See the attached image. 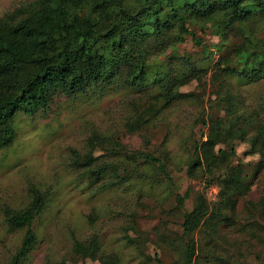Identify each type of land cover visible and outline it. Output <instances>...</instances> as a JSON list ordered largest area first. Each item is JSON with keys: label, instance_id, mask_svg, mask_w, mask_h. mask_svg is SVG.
Masks as SVG:
<instances>
[{"label": "trees", "instance_id": "1", "mask_svg": "<svg viewBox=\"0 0 264 264\" xmlns=\"http://www.w3.org/2000/svg\"><path fill=\"white\" fill-rule=\"evenodd\" d=\"M254 18L263 23L261 31L250 26ZM195 28L218 35L220 47L227 50L214 64L216 90L203 122L206 131L203 139L192 143L185 169L188 176L199 171L204 187L216 185L217 200L209 205L204 193H196L192 207L186 210L187 190L182 194L173 191L175 205L182 210L181 234L168 242L175 258L166 264H193L197 248L194 231L206 223L203 244L211 245L218 238V224L232 223L236 200L264 171V116L254 107L247 115L236 111V96L223 80V76H235L247 82L264 81V0H29L0 16V144L10 140L9 117L15 111H38L53 95L76 92L87 83L121 82L141 88L165 81L161 92L146 96L143 105L125 120L127 132L140 131L173 102L193 96L178 90L189 79H199L202 72L189 56L179 57L187 64L184 75L179 76L183 78L169 80L171 70L160 66L153 56L187 36L193 45L203 47ZM229 34L237 41L230 42ZM221 110L222 116L217 114ZM253 117L256 121L248 133ZM230 134L248 143V152L258 156L255 163L234 162L235 142L229 139ZM98 139L93 132L86 140L88 153L75 155L71 162L74 168L85 171L89 182L118 187L139 179L172 186L169 170L157 155L138 149L128 153L117 137L110 136L107 141L112 157L99 160L91 152ZM136 163L153 171H144ZM43 204V195L33 190L24 207L2 209L7 227L23 230L18 246L4 264H21L33 247L36 236L31 224ZM71 250L78 259L98 256L96 235L74 239ZM207 252L218 264H228L216 250ZM154 260L159 262L156 257Z\"/></svg>", "mask_w": 264, "mask_h": 264}, {"label": "rangeland", "instance_id": "2", "mask_svg": "<svg viewBox=\"0 0 264 264\" xmlns=\"http://www.w3.org/2000/svg\"><path fill=\"white\" fill-rule=\"evenodd\" d=\"M26 1L29 0H0V16ZM252 20L255 21L250 26L261 31L263 23L257 18ZM204 30L194 29L203 47L193 45L187 36L154 54L160 66L171 70L168 80L183 78L179 76L184 75L187 64L179 61L181 56L188 55L202 72L199 79L191 78L178 88L192 92L191 98L173 102L140 131L127 132L124 122L143 105L146 96L161 92L165 81L141 88L121 82L87 83L76 92L53 95L50 103L38 111L17 110L9 117L10 140L0 144V264L10 258L23 232L5 225L2 209L24 207L33 190L43 195L44 204L31 224L35 243L21 264L60 260L65 264H166L175 258L168 242L181 234L182 210L175 205L173 191L182 194L187 190L186 210L192 207L196 193H204L209 205L217 200L216 185L204 187V176L199 171L195 176L185 173L192 143L203 139L206 131L203 122L216 90L214 64L227 53L226 47H220L218 35ZM232 35L229 34V41L236 42ZM223 78L236 96V111L247 115L254 107L264 116V81ZM212 111L215 113V108ZM217 114L222 116L223 111ZM255 121L253 117L248 123V133ZM93 132L99 136L91 149L93 156L110 159L107 139L117 137L128 153L147 150L160 157L172 177V186L164 181L139 179H130L118 187L89 182L85 171L74 168L71 162L75 155L88 153L86 140ZM228 137L235 142L234 162L252 165L258 160L256 154L248 152V143L235 135ZM136 166L153 171L143 164ZM231 218V224H218V238L211 245L203 244L208 231L206 223L194 231L197 248L193 264H218L208 256V249L216 250V255L228 264H264V171L236 200ZM92 234L97 237L98 256L76 258L72 241Z\"/></svg>", "mask_w": 264, "mask_h": 264}]
</instances>
